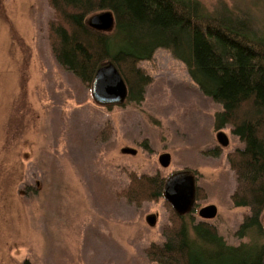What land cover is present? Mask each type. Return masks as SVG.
I'll return each instance as SVG.
<instances>
[{
	"label": "rangeland",
	"instance_id": "obj_1",
	"mask_svg": "<svg viewBox=\"0 0 264 264\" xmlns=\"http://www.w3.org/2000/svg\"><path fill=\"white\" fill-rule=\"evenodd\" d=\"M198 2L264 30V0ZM50 14L45 0H0V264H154L143 249L162 241L168 206L118 196L129 172L167 178L187 170L200 188L195 219L211 205L205 220L217 234L227 244L247 242L233 235L248 209L230 201L226 161L241 143L223 127L227 144L217 145L219 104L163 49L139 63L149 76L139 102L94 103L53 60ZM162 153L166 166L157 160ZM260 219L264 230V209Z\"/></svg>",
	"mask_w": 264,
	"mask_h": 264
},
{
	"label": "trees",
	"instance_id": "obj_2",
	"mask_svg": "<svg viewBox=\"0 0 264 264\" xmlns=\"http://www.w3.org/2000/svg\"><path fill=\"white\" fill-rule=\"evenodd\" d=\"M45 1L51 10L45 31L53 60L81 85L89 88L96 68L111 62L127 88L124 102H139L149 83L139 63L157 49L166 50L183 64L198 91L219 104L213 129L228 127L241 143L226 153V161L234 176L230 201L248 209L233 235L248 241L227 244L213 224L195 219V205L178 214L163 201L168 218L162 241L149 243L145 258L154 264H264V30L229 12H209L198 0ZM104 11L113 18L110 30L87 25L89 16ZM164 180L129 172L117 195L136 205L156 201Z\"/></svg>",
	"mask_w": 264,
	"mask_h": 264
},
{
	"label": "water",
	"instance_id": "obj_3",
	"mask_svg": "<svg viewBox=\"0 0 264 264\" xmlns=\"http://www.w3.org/2000/svg\"><path fill=\"white\" fill-rule=\"evenodd\" d=\"M86 23L96 30L108 31L112 27L113 18L109 11H104L89 16ZM89 95L92 101L99 105L121 104L124 101L127 88L124 80L111 62H105L96 68L89 85ZM216 141L218 145L225 146L227 137L222 131H217ZM123 151L130 152L128 149ZM157 160L161 166H166L169 162V155L162 153ZM160 196L174 212L178 214L188 212L194 202L192 174L182 171L165 178ZM214 213L215 208L211 205L202 206L197 210V215L204 219L211 218Z\"/></svg>",
	"mask_w": 264,
	"mask_h": 264
}]
</instances>
